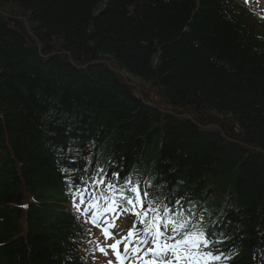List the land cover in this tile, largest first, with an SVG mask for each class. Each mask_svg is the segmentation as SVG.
<instances>
[{"label": "trees", "instance_id": "obj_1", "mask_svg": "<svg viewBox=\"0 0 264 264\" xmlns=\"http://www.w3.org/2000/svg\"><path fill=\"white\" fill-rule=\"evenodd\" d=\"M85 161L264 264V25L237 0H0V264H85L62 206Z\"/></svg>", "mask_w": 264, "mask_h": 264}, {"label": "snow or ice", "instance_id": "obj_2", "mask_svg": "<svg viewBox=\"0 0 264 264\" xmlns=\"http://www.w3.org/2000/svg\"><path fill=\"white\" fill-rule=\"evenodd\" d=\"M85 162L94 168V174L90 177L92 186L109 190L102 195L110 206L103 213L98 211V204L90 209L92 223L102 226L105 239H112L118 234L113 231L116 227L115 219H120L124 213L130 212L133 216L142 218L139 225L143 232L138 231L137 222L134 220L127 234L109 245L118 264H126L129 260L133 264H217L222 260L224 254L219 245L226 238L221 230L223 222L205 226L204 217L200 216L198 223L193 224L192 218L196 213L188 209L186 216L181 199H171L169 203H165L163 194L156 190L160 186L153 187L149 193L147 189L150 185L144 184L142 188L138 179L121 181L119 167L112 168L109 174L103 168L94 167V162ZM71 163L77 164L76 161ZM83 171H89V168H84ZM77 179L81 180L82 177ZM176 205H181L179 212L175 209ZM108 215H113L114 219H106ZM121 244L124 245L123 252L120 249ZM149 244L152 246L145 247ZM99 250L107 254L105 248L101 247ZM150 255L157 259H149ZM169 255L172 259H166ZM109 264L112 262L109 261Z\"/></svg>", "mask_w": 264, "mask_h": 264}, {"label": "rangeland", "instance_id": "obj_3", "mask_svg": "<svg viewBox=\"0 0 264 264\" xmlns=\"http://www.w3.org/2000/svg\"><path fill=\"white\" fill-rule=\"evenodd\" d=\"M246 4L251 6L261 18H264V0H244ZM8 15V13H6ZM135 84H139V82H135ZM77 205L80 208V213L83 217H85L86 222L90 225L91 229L95 231V234L97 237L93 238V247L95 248L98 245V249L101 247L106 249L107 254L105 255L104 252H101L99 250V253L102 255V264H109V261L112 262V264H118V261L116 259L115 254H112L113 251L109 247V245L113 244L116 239H120L121 237L125 236L127 234V231L129 228L132 227V221L123 220L120 221L119 219H115V229H113L114 232L118 233L115 235L112 239H105L102 226H97L92 223V212L89 209H84V202L85 199L82 197H78L76 199ZM91 205L89 203H86V208H90ZM105 210H102L100 213H103ZM106 219L113 220L114 216L108 215ZM139 226H137L138 228ZM163 231V228L161 229ZM143 232V230H141ZM170 235V233H169ZM100 237V238H99ZM93 248H91V252L94 254L95 251H92ZM111 249V251H110ZM120 249H124V245H120ZM110 252V255H109Z\"/></svg>", "mask_w": 264, "mask_h": 264}]
</instances>
